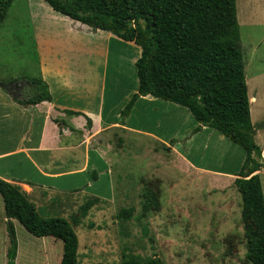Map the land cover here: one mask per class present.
I'll return each mask as SVG.
<instances>
[{
  "label": "rangeland",
  "instance_id": "1",
  "mask_svg": "<svg viewBox=\"0 0 264 264\" xmlns=\"http://www.w3.org/2000/svg\"><path fill=\"white\" fill-rule=\"evenodd\" d=\"M235 5L254 141L262 151L264 163V0H235ZM41 7L48 8L40 0L12 2L0 25V81L38 77L32 28L33 16L39 13L35 11ZM123 53L115 51L111 55L106 103L107 98L111 102L114 100L113 92L108 89L112 87L111 80L116 78L113 66L117 64L119 54ZM133 73L134 68L126 66V77H132ZM182 111L187 113L185 109ZM163 114V118L168 120L165 121L164 134L170 130L175 132L176 126L180 131V115ZM155 119L156 116H152V120ZM116 139L110 142L117 156L107 158L91 152L89 171L83 175L46 180L34 172L12 170L18 178L25 174L24 178L30 176L33 182L54 188L51 204H40L45 212H39V209L36 212L42 218H60L71 225L78 240L79 264H118L132 257L148 259L153 255L164 264H245L242 201L234 187L219 192L216 189L223 188L226 180L209 177L197 181L190 175L186 176L185 170L181 168L184 172L181 171L179 163L169 155L171 150L167 153V146L162 147L151 139L138 138L132 142L126 138L125 146L123 141L119 143ZM226 142L231 148L214 145L218 151L213 152L211 146L204 161L191 155L188 158L207 169L224 167L234 171L245 154L229 140ZM223 147L226 153L224 165L217 161ZM259 177L264 196V170ZM73 188H78L79 192H74ZM146 193L157 195L160 210L147 214L141 220L143 195ZM93 196L98 197L100 203L98 200L87 216L80 219L77 226H72L80 207L95 200ZM122 210L125 213L118 218ZM3 218L0 198V264H6V249L11 238V225H8V220L5 224ZM12 228L17 246L15 264H60V241L49 237L36 238L15 220ZM53 240L55 245L46 244ZM229 247L233 249L232 255L226 252Z\"/></svg>",
  "mask_w": 264,
  "mask_h": 264
},
{
  "label": "trees",
  "instance_id": "2",
  "mask_svg": "<svg viewBox=\"0 0 264 264\" xmlns=\"http://www.w3.org/2000/svg\"><path fill=\"white\" fill-rule=\"evenodd\" d=\"M13 1L0 0V25ZM40 1L61 16L140 48L135 63L137 91L122 109V120L140 97L150 96L188 111L198 124L194 134L201 127L208 128L244 152V163L233 182L242 201L244 262L264 264V196L257 174L264 163L254 141L235 0ZM24 80L32 92L18 105L51 102L47 85L40 79ZM0 197L6 219L17 221L36 238L60 241V264H79L78 240L66 220L40 217L19 187L1 179ZM143 199L141 220L160 210L157 195L146 193ZM97 202L90 200L80 207L72 226H77ZM124 213L122 210L118 218ZM10 237L6 264H15L17 246L12 225ZM229 248L226 252L232 255L233 249ZM118 264L164 263L153 255L148 259L132 257Z\"/></svg>",
  "mask_w": 264,
  "mask_h": 264
},
{
  "label": "crops",
  "instance_id": "3",
  "mask_svg": "<svg viewBox=\"0 0 264 264\" xmlns=\"http://www.w3.org/2000/svg\"><path fill=\"white\" fill-rule=\"evenodd\" d=\"M35 12H39L33 16L32 28L38 69L36 78L47 85L51 102L28 107L18 105L17 102L25 101L32 90L24 79L35 77L0 81L1 180L19 187L35 210L45 212L41 205L51 204L54 188L33 182L30 176L24 178L25 174L23 178H18L12 174V170L34 172L37 177L46 180L79 176L89 171L91 152L107 158L117 154L111 147V139L117 138L119 143H124L126 138L132 142L138 138H148L162 147L167 146L164 147L166 152L171 150L169 155L179 163L181 171V168L185 170L186 176L190 175L197 181L209 177L224 179L226 185L214 189L219 192L232 189L245 156L234 171L224 167L211 170L202 167L199 162L195 164L190 161V155L204 161L211 146L215 152L220 145L226 148H231V145L225 137L205 127L194 134L198 124L188 111L185 113L176 106L168 107L169 103L147 96L140 97L122 120V109L137 91L135 63L141 54L139 47L111 34L93 31L53 12L49 6ZM115 51L124 53L119 54L117 64L113 66L116 78L111 80L112 87L108 89L113 92L114 100L111 102L107 98L106 103L108 66ZM126 66L134 68L132 77H126ZM67 112L78 115L70 116ZM161 112L168 116L173 113L180 115V131L176 126L175 132L170 130L164 134L165 121L168 120L163 118ZM154 115L156 119L153 121ZM224 149L217 160L223 162L222 165L226 160ZM263 170L257 174L260 176ZM73 191L79 192V189L73 188ZM95 199L100 203L98 197ZM2 220L6 224L8 219ZM9 221L12 225L14 220ZM46 244L56 243L53 240Z\"/></svg>",
  "mask_w": 264,
  "mask_h": 264
},
{
  "label": "water",
  "instance_id": "4",
  "mask_svg": "<svg viewBox=\"0 0 264 264\" xmlns=\"http://www.w3.org/2000/svg\"><path fill=\"white\" fill-rule=\"evenodd\" d=\"M8 225L10 226V221L8 222ZM10 228V227H9Z\"/></svg>",
  "mask_w": 264,
  "mask_h": 264
}]
</instances>
